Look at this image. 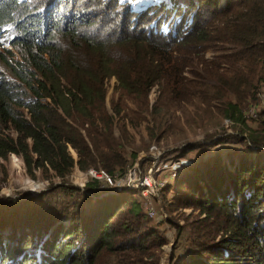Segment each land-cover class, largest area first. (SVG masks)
<instances>
[{
    "label": "trees",
    "instance_id": "16d2710c",
    "mask_svg": "<svg viewBox=\"0 0 264 264\" xmlns=\"http://www.w3.org/2000/svg\"><path fill=\"white\" fill-rule=\"evenodd\" d=\"M155 1L135 0V8L143 9ZM220 1H192L194 24L179 43L188 45L185 52L192 55H198L197 49L207 43L234 47L232 54L222 58L230 66L225 69L220 62L211 71H240L241 81L225 74V85L215 92L227 101L223 116L244 125L247 117L238 100H245L254 81H264V0ZM115 3L0 0V30H15L10 44L21 58L14 59L11 51H6L11 59L0 54L12 77L0 75V161L12 153L23 160L29 175L33 176V170L50 169L61 181L75 164L82 172L98 169L97 165L109 173H115L117 167L123 171L126 160L109 145L112 118L96 107L104 100V79L115 75L125 90L131 79L139 78L151 88L160 75L170 79L175 76L173 71H184L191 62L183 66L172 56L174 41L136 34L131 17H122L115 8L111 11ZM207 15L219 25H212ZM113 68L116 71H110ZM256 93L251 106L258 104ZM77 123L88 125L85 132L90 145L72 126ZM260 123L264 131V116ZM98 124L104 126L101 131ZM10 127L16 138L3 133ZM249 141L253 148L261 146L257 139ZM67 145L77 150L76 162ZM132 156L133 160L137 157ZM244 157L233 171L201 163L199 169L189 168L177 179V192L186 195L185 206L206 218L223 211L234 236L208 248L199 245L195 251L179 252L170 264H264V164H248ZM24 183L26 187L32 184L29 180ZM96 194L86 197V210L75 206L73 213L63 214L66 226L59 223L62 214L49 210L33 209L31 215L17 214L16 219L0 210V236L14 222L29 228L24 241L20 232L8 234L9 242L0 237V264H9L21 255V264H157L144 259L155 257L150 248L160 250L166 242L156 231L142 233L132 225L142 219L137 204L126 210L130 219L121 224L113 221L132 196L138 197L137 192ZM18 238L21 250L10 242ZM107 254L110 258L105 263L102 257Z\"/></svg>",
    "mask_w": 264,
    "mask_h": 264
},
{
    "label": "rangeland",
    "instance_id": "374dc122",
    "mask_svg": "<svg viewBox=\"0 0 264 264\" xmlns=\"http://www.w3.org/2000/svg\"><path fill=\"white\" fill-rule=\"evenodd\" d=\"M27 1L31 2V0ZM111 1L116 2L115 5L112 4L114 7L111 11L117 10L122 17H131L130 24L133 25L132 29L136 34L160 36L174 41L175 49L172 56L182 61L183 66L191 62L184 71H173L175 76L170 79L160 75L151 88L143 81L140 82L139 78L134 81L131 79L130 86L125 90L119 87L115 75L109 74L104 79V100L96 107L105 112L107 117L112 118L109 145L116 154L126 160L124 173L138 165V169L146 174L159 163L179 159H185L187 163L183 164L184 167L182 165L178 178L185 175L189 168L199 169L201 163L217 164L222 169L233 171L239 167L241 158L246 156L244 158L248 164H264V134L260 122L256 123L244 117L245 124H241L243 129L241 126L232 127L233 134H227L221 127L224 120H229L222 113V110L226 109L227 101L216 95L215 89L225 85L226 77L223 76L225 74L235 82L241 81L242 77L240 71H211V68L213 64L223 62L221 67L227 69L230 66L229 61L222 58L232 54L234 47L229 44L207 43L197 49L198 55H192L185 52L189 48L188 45L179 43L194 24L196 9L192 1L195 0H156L140 10H136L135 0ZM220 2L223 4L224 1ZM149 8L153 10L149 11ZM81 10L88 11L82 8ZM206 18L213 22L212 25H219L218 21L211 20L209 15ZM14 35L15 30L11 27L0 30V54L11 59L6 53L11 51L15 56L14 59L21 60L10 44ZM206 68L209 71H206ZM8 71L0 58V75L12 78ZM263 86V80L254 81L249 93L245 95V100H238L242 115L246 116L250 112V104L255 99V93ZM21 112L26 113L25 110ZM72 126L90 145L85 132L89 128L88 125L82 126L81 123H77ZM98 127L101 131L104 126L98 124ZM3 133L12 138L17 136L11 127ZM71 138L76 142L75 138ZM252 138L259 140L261 146L253 148L249 141ZM99 145L104 146V143L100 142ZM153 146L161 151V156L157 160L152 158L153 154L150 152ZM69 149L78 159L77 150L71 145H68ZM132 154L137 156L135 160ZM95 168L101 169L99 165ZM123 171L117 167L115 173L120 174ZM163 173V176L169 179V183L164 186L157 198L150 199V204L146 205L137 196H132L131 203H128L113 220L117 224L123 223L125 219L131 218L126 210L131 208L132 204L139 206L142 219L137 218L139 223L132 225L142 233L154 230L159 238L166 242L160 250L150 248V251L155 253V257H145V261L170 264V258L177 256L179 252L187 249L195 251L193 248L199 245H206L208 248L224 237L234 236V232L229 231L228 219L223 211L217 210L206 218L199 210L186 207V195L177 192L178 178L172 180L167 176L168 172ZM68 177L64 181L58 180L50 169L33 170L31 176L23 160L9 153L7 159L0 161V210H4L2 214H12L13 219H16L17 214L31 215L33 209L49 210L57 216L65 212L73 213L75 206L86 210V197L97 194L92 191L80 193L71 185ZM25 180L31 181L32 184L29 187L24 186ZM147 206L153 207L157 212L152 219L145 213ZM15 207L19 211L15 212ZM91 208L92 206H89V209ZM59 223L67 225L64 215ZM12 224L2 230L4 232L0 236L2 240L9 242L8 234L20 232L19 235L24 236L21 240L24 241L29 228L18 226L16 222ZM10 242L11 245H20L21 250L19 238ZM21 257L22 255L18 260L11 259L8 262L21 264L22 261H19ZM35 258L38 263L40 254L37 249ZM109 258L107 254L102 260L107 263Z\"/></svg>",
    "mask_w": 264,
    "mask_h": 264
},
{
    "label": "built area",
    "instance_id": "2783aa9c",
    "mask_svg": "<svg viewBox=\"0 0 264 264\" xmlns=\"http://www.w3.org/2000/svg\"><path fill=\"white\" fill-rule=\"evenodd\" d=\"M256 98L258 104L250 107V112L246 114V117L257 123L261 122L264 116V86L256 93ZM235 126H241L243 129L240 123L230 120H224L221 127L227 134H233L231 129ZM245 134L243 136L244 138L246 137ZM68 152L76 162L77 159L74 152L70 149ZM150 152L153 154L152 158L155 160L161 156V151L155 146L150 149ZM185 162L187 163V160L179 159L176 161H166L163 164L159 163L157 167L151 168L146 174L138 169V165L131 167L124 174H119L114 172L109 173L100 168H92L86 172H82L75 164L68 178L70 179L71 185L79 190L80 193L92 191V193L104 195L134 190L137 192L138 197L146 205H149L150 199L157 198L164 186L169 183V179L163 176V172H168L167 176L175 180L182 171L181 167ZM145 213L151 219L157 215L156 210L151 206L146 207Z\"/></svg>",
    "mask_w": 264,
    "mask_h": 264
},
{
    "label": "water",
    "instance_id": "95a60500",
    "mask_svg": "<svg viewBox=\"0 0 264 264\" xmlns=\"http://www.w3.org/2000/svg\"><path fill=\"white\" fill-rule=\"evenodd\" d=\"M170 260H171V258H170Z\"/></svg>",
    "mask_w": 264,
    "mask_h": 264
}]
</instances>
